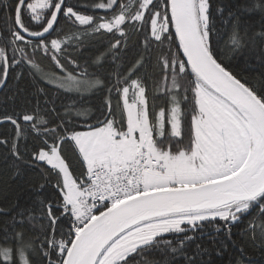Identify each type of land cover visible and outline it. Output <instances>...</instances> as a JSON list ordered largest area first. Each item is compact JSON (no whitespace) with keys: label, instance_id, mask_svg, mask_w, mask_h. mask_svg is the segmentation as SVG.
<instances>
[{"label":"snow or ice","instance_id":"1","mask_svg":"<svg viewBox=\"0 0 264 264\" xmlns=\"http://www.w3.org/2000/svg\"><path fill=\"white\" fill-rule=\"evenodd\" d=\"M254 12L264 0H0V90L10 70L32 89L0 112V166L38 170L41 190L55 176L53 198L0 207V264H215L234 228L264 247V70L234 65L251 51L264 69Z\"/></svg>","mask_w":264,"mask_h":264},{"label":"trees","instance_id":"2","mask_svg":"<svg viewBox=\"0 0 264 264\" xmlns=\"http://www.w3.org/2000/svg\"><path fill=\"white\" fill-rule=\"evenodd\" d=\"M71 3H91L93 0H70ZM222 2L228 6H230L233 10H235L237 5H240L244 2V0H222ZM88 14H92L89 12ZM97 14H103L102 12H98ZM227 16V11L225 13ZM243 19L247 22L242 26V31L247 30L248 35L251 36L255 32H259L261 30L262 25H264V19L259 12L254 13H244ZM64 28V32L68 39H71L73 35L77 34V29L71 26L70 24H64L61 22ZM217 27L219 28V36L217 37L220 47L224 48L229 43V35L231 29L228 25H221L219 21L217 22ZM106 42V38H98L93 41V43L81 49L84 56L91 55L92 48H101L102 45ZM257 46L260 45V42L257 41ZM72 49L70 48L69 51ZM39 59L41 67L45 71H59L55 68V65L52 64L47 58ZM234 65L237 70L242 71L246 76H255L258 77L259 73L264 70L260 66L259 60L252 55V52L249 51L245 57H238L234 61ZM70 67V66H69ZM13 73L10 70L9 79H8V87L0 90V112H2L5 108V102L7 106V110L11 111L14 107L13 101L8 99V97H12L16 95V89L21 88L26 90V95L28 99L32 100L31 92L32 89L30 87V81L28 79H22L17 84L16 81L12 79ZM25 77H27V72L25 71ZM45 87H49L50 91H54V89L50 88V86L45 85ZM21 99L17 96L16 98V110L19 111V105L21 104ZM35 101L33 100V104ZM102 99L100 97L94 96L91 98L89 102V107L93 105H101ZM113 104H115V100H113ZM95 111V109H93ZM12 131V126L10 124L0 125V133L8 134ZM2 151V149H0ZM44 183L43 180L39 177L38 170H32L28 172L23 177L13 178L12 172L5 170L3 166H0V207L9 206L12 204H19L21 207L27 208L32 206L33 202L38 198H53L54 197V189L52 184L55 183V176L53 175L52 181L50 184L46 186L45 189L41 190L39 188V184ZM251 218V217H248ZM245 220V224L247 223V219ZM0 219H4L0 217ZM244 227V224L241 225V228ZM239 229H233V240L237 241V244L234 245L231 240H224V243L227 245V253L221 260L220 257H216L213 254V260L215 264H227L229 258L236 260H243L244 264H264V247L258 246V242L256 245H253L250 240L244 241L238 235ZM243 247L244 251L241 252L240 248Z\"/></svg>","mask_w":264,"mask_h":264},{"label":"rangeland","instance_id":"3","mask_svg":"<svg viewBox=\"0 0 264 264\" xmlns=\"http://www.w3.org/2000/svg\"><path fill=\"white\" fill-rule=\"evenodd\" d=\"M44 71H45V70H44ZM46 72H52V71H46ZM56 72H57V74H60L59 71H56Z\"/></svg>","mask_w":264,"mask_h":264}]
</instances>
